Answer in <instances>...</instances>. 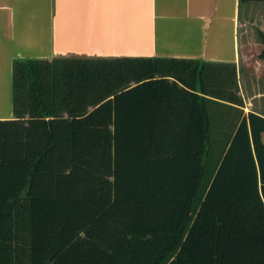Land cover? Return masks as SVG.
<instances>
[{"label": "trees", "instance_id": "obj_1", "mask_svg": "<svg viewBox=\"0 0 264 264\" xmlns=\"http://www.w3.org/2000/svg\"><path fill=\"white\" fill-rule=\"evenodd\" d=\"M11 90L0 264H264V116L217 142L209 112L235 64L16 60Z\"/></svg>", "mask_w": 264, "mask_h": 264}, {"label": "crops", "instance_id": "obj_2", "mask_svg": "<svg viewBox=\"0 0 264 264\" xmlns=\"http://www.w3.org/2000/svg\"><path fill=\"white\" fill-rule=\"evenodd\" d=\"M254 26L264 33L262 0H0V120L14 116L16 60L159 57L233 63L246 106H209L214 138L226 142V133L248 112L264 116L262 62L252 60L250 50L264 45L248 36Z\"/></svg>", "mask_w": 264, "mask_h": 264}, {"label": "rangeland", "instance_id": "obj_3", "mask_svg": "<svg viewBox=\"0 0 264 264\" xmlns=\"http://www.w3.org/2000/svg\"><path fill=\"white\" fill-rule=\"evenodd\" d=\"M255 29H256V27L254 26V32L249 31V35H248V36H249V37H252L251 40L256 39V40L258 41V40H260V38H259L258 33H257V31H256ZM253 38H254V39H253ZM256 40H255V41H256ZM250 50H251V52L253 53L252 60L255 59V60H258L259 62H262V66H261L260 70H261L262 72H264V66H263L264 58H260V57H259L261 51L264 50V47L259 45V48H255V47L252 46V47L250 48ZM263 74H264V73H263ZM260 85H261L260 89L263 90V89H264V80H263V79H261V81H260ZM263 100H264V98H263ZM253 103H254V107H255V108H257L258 105H260V103L256 102V99H255V101H253ZM261 104L264 105V102H262ZM243 106H246V105L243 104ZM257 109H258V108H257ZM262 140H263V142H264V134L262 135Z\"/></svg>", "mask_w": 264, "mask_h": 264}]
</instances>
